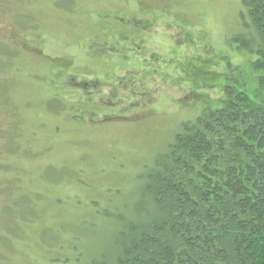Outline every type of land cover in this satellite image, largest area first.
Wrapping results in <instances>:
<instances>
[{
  "label": "rangeland",
  "instance_id": "rangeland-1",
  "mask_svg": "<svg viewBox=\"0 0 264 264\" xmlns=\"http://www.w3.org/2000/svg\"><path fill=\"white\" fill-rule=\"evenodd\" d=\"M243 10L0 0V264H92L181 125L221 108V86L254 97Z\"/></svg>",
  "mask_w": 264,
  "mask_h": 264
},
{
  "label": "trees",
  "instance_id": "trees-1",
  "mask_svg": "<svg viewBox=\"0 0 264 264\" xmlns=\"http://www.w3.org/2000/svg\"><path fill=\"white\" fill-rule=\"evenodd\" d=\"M241 2L254 97L221 86V108L181 125L92 264H264V0Z\"/></svg>",
  "mask_w": 264,
  "mask_h": 264
}]
</instances>
